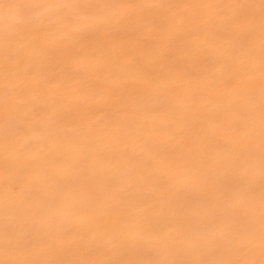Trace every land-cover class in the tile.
<instances>
[{
    "label": "bare ground",
    "instance_id": "obj_1",
    "mask_svg": "<svg viewBox=\"0 0 264 264\" xmlns=\"http://www.w3.org/2000/svg\"><path fill=\"white\" fill-rule=\"evenodd\" d=\"M0 264H264V0L0 2Z\"/></svg>",
    "mask_w": 264,
    "mask_h": 264
},
{
    "label": "rangeland",
    "instance_id": "obj_2",
    "mask_svg": "<svg viewBox=\"0 0 264 264\" xmlns=\"http://www.w3.org/2000/svg\"><path fill=\"white\" fill-rule=\"evenodd\" d=\"M0 2H1V3H4L5 0H3V1L0 0ZM11 3H12V2H11ZM8 4H10V2H9ZM9 6H10V5H8V7H9ZM10 8L13 9L12 6H10ZM32 76H34V75H31L30 77L32 78ZM71 80H73L74 83H75V79H71ZM73 81L69 82L68 85H69V86H71V85L74 86ZM76 81H78V80H76ZM70 83H71V85H70ZM13 90H14V89H12V95H14V93H13L14 91H13ZM10 93H11V91H10ZM47 98H48V97H46V95H44V99H47ZM42 99H43V97H42Z\"/></svg>",
    "mask_w": 264,
    "mask_h": 264
}]
</instances>
